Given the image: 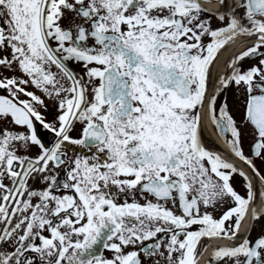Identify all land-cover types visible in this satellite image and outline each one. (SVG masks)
Returning <instances> with one entry per match:
<instances>
[{"label":"snow or ice","instance_id":"1","mask_svg":"<svg viewBox=\"0 0 264 264\" xmlns=\"http://www.w3.org/2000/svg\"><path fill=\"white\" fill-rule=\"evenodd\" d=\"M211 2L0 0V264H199L212 239L206 264H264V0ZM205 107L234 162L203 146Z\"/></svg>","mask_w":264,"mask_h":264},{"label":"flooded vegetation","instance_id":"2","mask_svg":"<svg viewBox=\"0 0 264 264\" xmlns=\"http://www.w3.org/2000/svg\"><path fill=\"white\" fill-rule=\"evenodd\" d=\"M232 3H233V0H226V6L231 7ZM205 6L213 10H219L221 7L219 0H212L211 3H206ZM216 26H217V22L214 20L213 27H216ZM248 47H251V43L246 41L243 38H240V39H237L230 46H227L224 50H222L218 54V59L214 62V65L211 68V81L209 84V92H208L209 97L217 94V89L221 87V85L219 84V78L222 76L226 78L228 74L230 73V69L227 67L226 61H228L229 58H234L235 56L239 55V53L243 52ZM253 62L254 61L246 58L245 61L243 62V66L247 67ZM239 100H240V97L235 89V86H232L228 88L227 90L221 91L219 93L218 99H217V107L219 108L225 101H227L228 108L231 110L232 114L239 120L240 119V112L238 111ZM204 113H205V116H204V120L201 126V142L203 146L206 148V150L220 154L223 159H227L229 160V162H234L231 157V154L228 152V148H227L224 138L219 135L218 130L214 127L212 121L208 118L207 107H205ZM53 114H54L53 105L49 103V112L47 113V118L51 120L53 118ZM39 131H40L42 140L46 144L51 146V144L55 142V137L52 133L48 132L47 130L43 128H40ZM78 134H79L78 132H74L73 136H78ZM248 145H249V140L246 138L244 141L245 152L248 151ZM33 151L35 152V149ZM66 151L68 152L69 155H71L73 151L79 152V149H77L76 146L69 145ZM255 164H256V167L260 169L261 174L264 175V162L260 160H255ZM238 167H240L242 170L248 171L247 168L243 166L242 164L238 165ZM232 183L235 189L240 194L242 195L245 194L246 190L243 187V181L241 180L239 176H235ZM254 187L258 191H264V186H261L256 181H254ZM227 207L228 205H224V207L217 209L213 214L216 217H219V215ZM248 228H249V220L246 218L240 228L241 236H243V234L245 233V230ZM262 228H264V218L256 221L254 226H252L251 237H256L260 233ZM240 242L241 241L239 239L236 241L237 244ZM201 243L208 244L206 240H202ZM224 243H229V242L212 239L211 243L207 247V250L204 251L203 255L200 257L199 264H206V261H208L213 248H215L219 244H224Z\"/></svg>","mask_w":264,"mask_h":264},{"label":"rangeland","instance_id":"3","mask_svg":"<svg viewBox=\"0 0 264 264\" xmlns=\"http://www.w3.org/2000/svg\"><path fill=\"white\" fill-rule=\"evenodd\" d=\"M47 115V114H46Z\"/></svg>","mask_w":264,"mask_h":264}]
</instances>
